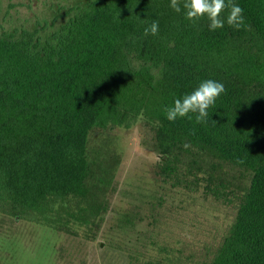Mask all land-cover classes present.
Masks as SVG:
<instances>
[{"label":"trees","instance_id":"16d2710c","mask_svg":"<svg viewBox=\"0 0 264 264\" xmlns=\"http://www.w3.org/2000/svg\"><path fill=\"white\" fill-rule=\"evenodd\" d=\"M233 2L244 23L229 26L225 10L224 27L210 31L206 17L186 19L182 0L180 13L170 0H65L31 23L10 15L11 1L1 14L0 0V212L67 231L102 222L89 135L144 117L166 182L197 191L203 179L205 194H219L211 175L182 173L200 152L253 171L206 264H264V0ZM153 21L157 35L145 36ZM208 79L225 92L206 122L195 113L170 122L164 109ZM164 254L142 262L175 264Z\"/></svg>","mask_w":264,"mask_h":264},{"label":"rangeland","instance_id":"374dc122","mask_svg":"<svg viewBox=\"0 0 264 264\" xmlns=\"http://www.w3.org/2000/svg\"><path fill=\"white\" fill-rule=\"evenodd\" d=\"M10 1L16 4L10 15L28 23L46 6L65 3L2 0L1 14ZM87 156L94 170L88 184L107 205L103 221L76 222L67 231L0 212V264H144L160 249L175 264H206L235 221L253 178L246 167L200 152L185 158L182 173L193 166L199 179L211 175L210 186L219 194H205L203 179L197 191L188 182L164 181L155 125L144 117L130 127L94 129Z\"/></svg>","mask_w":264,"mask_h":264},{"label":"clouds","instance_id":"9594fccd","mask_svg":"<svg viewBox=\"0 0 264 264\" xmlns=\"http://www.w3.org/2000/svg\"><path fill=\"white\" fill-rule=\"evenodd\" d=\"M185 17L190 21L207 18L209 30L215 31L223 28L225 19L221 14L228 10L226 22L229 26L239 28L244 23L243 9L233 0H182ZM170 7L177 13L181 12V0H170ZM159 30V22L153 21L150 27L144 29V35L155 36ZM225 92L223 83L215 80L202 81L192 92L174 100L171 106L164 109L166 118L173 122L178 118L191 117L190 113L197 114L196 123L206 122L208 109L214 105L221 94ZM188 147V145H185Z\"/></svg>","mask_w":264,"mask_h":264}]
</instances>
